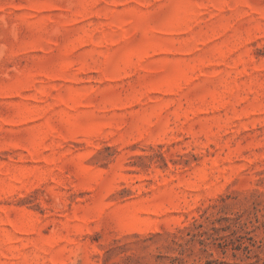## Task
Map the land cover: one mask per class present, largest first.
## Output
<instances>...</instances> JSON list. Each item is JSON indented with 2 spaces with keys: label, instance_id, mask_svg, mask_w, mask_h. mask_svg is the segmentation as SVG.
Here are the masks:
<instances>
[{
  "label": "rangeland",
  "instance_id": "374dc122",
  "mask_svg": "<svg viewBox=\"0 0 264 264\" xmlns=\"http://www.w3.org/2000/svg\"><path fill=\"white\" fill-rule=\"evenodd\" d=\"M0 264H264V0H0Z\"/></svg>",
  "mask_w": 264,
  "mask_h": 264
}]
</instances>
